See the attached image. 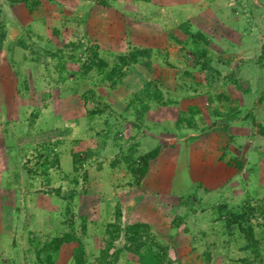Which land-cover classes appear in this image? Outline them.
I'll return each instance as SVG.
<instances>
[{
	"label": "rangeland",
	"instance_id": "374dc122",
	"mask_svg": "<svg viewBox=\"0 0 264 264\" xmlns=\"http://www.w3.org/2000/svg\"><path fill=\"white\" fill-rule=\"evenodd\" d=\"M22 3L0 0V66L7 58L18 67L11 54L25 50L32 55L31 65L39 66L45 75L42 85L30 84L29 89L45 94L41 103L28 104L25 93L7 102L6 90L1 87L0 136L4 142L0 146V186L9 184L10 196L6 205L0 200V218L8 217L18 226L16 232L11 231L13 236H6L2 253L9 254V241L23 238L21 259L40 264L35 250L41 245L35 246L33 235L42 244L72 225L84 248V264H100L99 250L108 238L107 225L116 221L118 207L121 225L148 223L154 241L137 255L123 250L116 260L109 257V264H157L155 243L165 246L168 264H258L243 250L242 234L235 228L226 229L225 216L219 217L215 208L225 205L227 210L238 211L248 204H264V139L253 126L254 120L264 127V0H39L32 11L29 3L25 8ZM30 28L38 32L36 39L32 38L35 33L29 35ZM186 28L203 34L207 43L194 44L185 34ZM46 30L52 33L50 38L45 36ZM89 47L106 61L108 69L131 48L151 50V56L147 66L142 59L126 67L127 76L112 86L95 68L83 73ZM201 48L208 54L195 63L194 52ZM55 52V58L49 56ZM133 73L140 76L135 93L149 81L160 90L163 100L176 103L157 107L148 100L145 121L151 124L140 123L135 110L127 108L134 90L132 82H127L131 85L128 89L123 82ZM19 78L23 82V77ZM122 91L125 99L119 96ZM233 92L246 98L244 108L226 99L214 100ZM181 97L206 100L209 110L220 108L238 120L236 128L219 141L226 160L241 166L239 177L229 180L222 191L215 186L216 179L206 182L198 175V180L191 182L177 173L174 160L167 159L168 152L160 159L169 175L156 180L155 175L144 178L146 173L138 184L134 182L128 162L138 165L151 151L149 147L134 148L135 144L150 136L157 139L153 148L165 146L182 112L193 121V126L187 124L189 132L195 124L207 129L214 121L209 116L200 124L196 115L182 111L189 103ZM90 111L97 113L91 116ZM221 117L222 121L228 118ZM71 118L76 121L70 122ZM215 128L222 131L221 126ZM58 144L67 149L59 150ZM129 148L134 152L130 154ZM88 150L91 156L87 159L84 152ZM73 154L79 160L77 172L70 163ZM179 155L184 156L183 149ZM46 158H57L58 164L44 173ZM157 160L148 163L153 174L157 173L153 162L161 166ZM166 162L169 170L163 166ZM83 172L86 180L80 177ZM54 190H59L60 196ZM42 198L45 207L38 205ZM251 224L264 264V217L252 219ZM36 225L47 226V231L26 232L24 237L23 227ZM123 241L120 237L114 246H122ZM70 246L63 245L62 256ZM58 257L55 264H68L65 257L63 261ZM10 260L1 257L0 264L16 263Z\"/></svg>",
	"mask_w": 264,
	"mask_h": 264
},
{
	"label": "crops",
	"instance_id": "0c3cea01",
	"mask_svg": "<svg viewBox=\"0 0 264 264\" xmlns=\"http://www.w3.org/2000/svg\"><path fill=\"white\" fill-rule=\"evenodd\" d=\"M18 5L21 6V4H18ZM22 6H23V8H25V3H22ZM23 12H26V14L29 15L28 14L29 12H27L25 9L23 10ZM30 29L31 30H30L29 35H32V32L35 33L36 35L33 34L32 38L36 39L38 32L35 29L34 30L32 28H30ZM45 33H46L45 36H48V38H50V36L52 35L51 32L49 34L48 30H46ZM41 34H39V36L43 35V34L42 35ZM24 44L27 45L26 42H24ZM30 57H32V55L25 52V50L23 52H17L16 50H14V52L11 54V60L18 61V63L20 65L18 67H15V65L12 62H10V60L8 62V59L6 58L5 63H3L2 66H0V100L2 98H4V96L2 94L3 90L1 89V87L4 86L3 89L6 90L7 102L14 100L15 95H17V96L18 95H24V93L28 95V100H27L28 104L33 103V102H37V101L39 103L43 102L42 99H43V96L45 94V91L36 90V89H34V90L29 89L30 84L35 85V86L42 85V80L45 76L42 74V70L40 69L39 66L35 69L34 65H31V63H30L31 58ZM188 57H190V56H188ZM23 60H25V62ZM20 76L23 77V82H22V80H20V78H19ZM139 80L140 79L136 78L135 73H133L132 76H129V78H127V80H124L123 86H125L128 89L129 86H131V85H129V84L127 85V82L128 81L132 82V86H133L132 90H134L133 94H135V91H138L136 89V87L138 85H140ZM19 82H21V85H19ZM22 87L26 88L28 90L22 91V89H21ZM133 94H131V95H133ZM228 95L229 94H222V95H220L221 98H215L214 100L219 101L218 99H221L224 101V99H226L229 101V103L230 102H233V103L237 102V104H239V107H240L239 109L245 107V103H247V100L245 97L241 98V97H239V95H237V93L234 94V92L230 96H228ZM119 96L121 97V99H125V92L122 91V94L120 93ZM130 97H132V96H130ZM186 98L187 97H181L180 100L182 101V99H186ZM187 99L188 100H184V101L188 102L189 104L185 107V110H182V111H184L185 113H189L190 115H191V113L196 115L197 118L199 119L198 122L200 124H202L203 119L204 120L209 119V116H213L214 121L211 122L212 124H210V128L208 127L207 129L206 128L203 129L202 127H199V124L198 125L195 124L196 128H192V130H191L192 132H189L190 128H188L187 124H189L190 126H193L194 125L193 121L190 120V122H188L189 118H186V115L182 112V118H183L182 124H179V126H176V124L178 123V119L176 120V124L173 127V134H168L170 137L165 140L166 141L165 146H162L161 144H157V146H155V148L156 147L160 148L158 156L153 161H155L159 158L157 161H158V163L161 164V166L156 165L155 164L156 162H153V164H152V168L155 167L157 173L155 172L156 174L155 173L153 174V172L151 171V168H150L149 171L147 172L148 175L145 176L144 178L149 179L151 176L155 175L156 180H158L159 177L169 175L168 174L169 172L166 173L162 169V159H160L162 156H164V153L168 152L167 156H169V158L167 157V159L174 160L176 168L178 169L177 173H183L182 175H184L186 178L189 177L191 182H194V180H198L197 179L198 175H200V178H206L207 179L206 182L207 181H214V179H216L217 184L215 186H219L221 188V191H222L224 189V187L228 184L227 182H230L229 180H233V179L239 177L240 170L236 169V168H238V164L236 163V161H235V163H231L229 160H226L227 154L221 150V145H220L219 141L221 140V138L224 139V137H226L228 133H230L232 130H234L236 128V125L238 124V120H236L235 117H229L230 115L228 114V112L223 114L224 110L222 111L220 108L218 109L215 107L212 110H209L208 108L205 107L206 104L208 105V101H206V100H200V98H198V97L191 98V99L187 98ZM214 100H213V103H215ZM171 103L173 105H176V103L174 101H172ZM125 108H126V105L124 106V109ZM221 116H224V118L225 117H228V118L226 119V121L225 120L222 121L223 118ZM176 118H178V116ZM229 118H231V119H229ZM147 119L148 118L144 117L143 124H147V123L151 124V122L145 121ZM218 120H219V122H218ZM69 121L75 122L76 119L71 118ZM223 123H225V124L222 126ZM181 126H184V127L187 126V129H185L184 127H181ZM217 126H221L222 131H220V129H218V128H215ZM258 136L260 138L264 139V136H262V135H258ZM228 139H231V137H229ZM156 140L157 139H155V138L147 136L146 139H143L140 141L139 144H136L137 149L149 147L147 149L152 150V149H154L152 147V145H154ZM3 142H4V139H2L0 136V146L3 144ZM56 143H61V142H56ZM58 146H59V150H62L65 148L64 145L58 144ZM89 148L91 150L93 148V146H89ZM165 148H169L170 151L171 150L172 151L169 152ZM65 149H67V148H65ZM182 149L184 151V156L179 155ZM178 156H180V158H178ZM70 163L73 166V162L71 160H70ZM59 165H61V164H59ZM163 166H165L169 170V163L168 162H166V164H164ZM157 167H160L162 170L157 169ZM65 173L68 174L69 172L67 170H65ZM216 174H219L218 175L219 177ZM144 178H143L142 182L144 181ZM5 183H7V182H5ZM8 187H10L9 184L8 185L4 184V186H2V185L0 186V200L2 201V203L4 202V205H6L5 200L7 198H9V196H10V193L8 191ZM218 190H220V189H218ZM38 205L41 207H45V199L42 198V200L39 201ZM7 209H10V208H7ZM1 224H5V226H3ZM17 227L18 226H16L12 220L10 221L8 217L1 216V218H0V251L3 248L1 246L6 245V244H4L5 243L4 241H6V236L11 234V231H12V233H14V231L16 232ZM46 229H47V226L40 227L39 225H36L35 228H33L31 226H29L27 228L23 227L24 237L27 238V236L25 235L26 232H30V233L34 232L37 234L38 233L42 234L45 231H47ZM11 236H13V234H11ZM14 236L17 238V236L15 234H14ZM65 244H67V246H70L72 244H74V245L70 246L69 252H67V254L62 256L61 252L64 249L63 245H65ZM65 244H63L59 250L58 260L63 261L62 258L65 257V259L67 260V263L70 264L72 261L74 262L72 255H73V249L77 246V243L71 242V243H65ZM9 245H10L11 249L6 250L9 254L4 255L1 251L0 259H1V257H5V259H7V258L11 259L10 260L11 263H14V261H15L16 262L15 264H28V263H25L26 260L24 261L23 259H21L22 255H24V253L20 252V251H22V250H20V247L25 246L24 239L21 238V240H16V243L13 240L11 242L9 241ZM65 253H66V251H65Z\"/></svg>",
	"mask_w": 264,
	"mask_h": 264
},
{
	"label": "trees",
	"instance_id": "16d2710c",
	"mask_svg": "<svg viewBox=\"0 0 264 264\" xmlns=\"http://www.w3.org/2000/svg\"><path fill=\"white\" fill-rule=\"evenodd\" d=\"M25 5H29L30 11L37 8L39 5V0H22ZM105 3V2H104ZM185 34L187 37L194 43L197 44L198 41H202L203 43H207L206 38L203 34H197L192 33L188 28L184 29ZM195 50V57L193 58V61L195 63H198V59H204L206 58L208 51L204 48H201ZM88 56H86L85 63H83V73L87 74L92 69H96L97 72L103 74V79L108 81L110 85L115 86L118 81H121L122 78L127 76V72L125 70L126 67H128L131 64H136L138 61L144 59L146 60L144 62V65H148L149 58L151 56V50L147 49H130L127 54L119 55L117 57V60L115 64L108 69V64L105 60H102L97 51L94 50L92 47L88 48L87 50ZM49 56H52L55 58L57 56L56 52L53 54H49ZM143 60V61H144ZM204 63V62H203ZM62 66L60 64L58 67ZM207 67V65H205ZM106 71L104 72V70ZM209 71H212L209 69ZM136 78L140 79L139 75H136ZM122 82V81H121ZM148 100H152L153 103L157 107L159 106H169L172 105L170 101L163 100L162 93L160 90L153 85V82H146L144 84V87L141 91L138 93H135L132 95L131 99H129V103L127 108L134 109V114L137 115V118L139 121H142L140 123L144 122V117L148 113L149 109V102ZM97 112L90 111V115H95ZM179 114L178 116V123L182 122V117ZM190 122V120L188 121ZM253 126L258 127L260 133L262 136H264V127L261 125H256V122L253 120ZM107 137V136H106ZM106 139L105 136L103 137V140ZM136 144L135 147L136 148ZM134 148L130 149V154L134 152ZM160 148H154L149 153L143 155L140 159V164H136L135 161H132L131 163L128 162V167L130 169L131 175L134 179L135 183H139L140 179L145 176V174L148 171V163L151 160H154L158 154H159ZM129 154V155H130ZM85 157L90 158V150L84 152ZM47 159V158H46ZM77 154L72 155V162H73V171L77 172V163H78ZM39 163V162H38ZM58 164L57 158L51 159V160H45L42 165H46L48 167H45L43 169L44 173H47L48 170L55 167ZM241 166H238L237 170H240ZM83 180H86V173L81 174ZM78 181V178L74 179V181ZM46 183H50V179H48V176H46ZM51 192V191H50ZM54 193L56 195L60 196L59 190H54ZM215 213L219 215V217L222 218V216H225V228H235L237 229L243 237V240L245 241V245L243 246L244 251H249L250 254L254 257V259L258 260V264L262 263V256L260 253V249L258 246V240L255 237L254 228L251 224L252 219H257L258 217H264V204L263 205H255L252 206L251 204H248L238 211L236 210H227V206L220 205L217 208H215ZM115 223L108 224L107 225V234L108 238L105 240V245L103 248L99 250V262L100 264H109L107 262V259L109 257H112L114 260L117 259V256L123 251L126 250L134 255L139 254L140 250L153 242L154 236L150 233V225L148 223H142V222H135L132 224H129L127 226H123L120 224L121 220V212L119 208L117 207L115 209ZM81 230L84 233L85 232V223L83 222L81 224ZM36 236V235H35ZM33 235V238L31 241L35 242L36 245H41L39 248H37L35 251L36 256L38 257V261L40 264H55L56 257L59 255V250L61 246L65 243H71L76 242L77 246L73 249V259L75 264H84V248L82 245V242L77 239L74 236V229L71 225L69 228V231L63 232L61 234H53L52 238L49 241H46L41 244V240L36 236ZM120 237H124V241L122 246L115 247V241H117ZM156 252L154 254L155 261L157 264H168V261H166V252H165V246L162 244L155 243ZM109 253H111L109 256ZM42 255V256H41ZM43 255L45 257H43ZM140 264H143L142 262Z\"/></svg>",
	"mask_w": 264,
	"mask_h": 264
}]
</instances>
